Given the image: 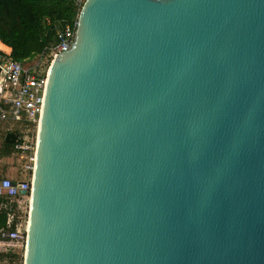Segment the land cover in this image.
I'll list each match as a JSON object with an SVG mask.
<instances>
[{"label": "water", "instance_id": "obj_1", "mask_svg": "<svg viewBox=\"0 0 264 264\" xmlns=\"http://www.w3.org/2000/svg\"><path fill=\"white\" fill-rule=\"evenodd\" d=\"M24 264H264V0H86Z\"/></svg>", "mask_w": 264, "mask_h": 264}, {"label": "built area", "instance_id": "obj_2", "mask_svg": "<svg viewBox=\"0 0 264 264\" xmlns=\"http://www.w3.org/2000/svg\"><path fill=\"white\" fill-rule=\"evenodd\" d=\"M86 0H74L77 17L73 24L57 26L55 40L27 64L14 60L12 51L0 50V123H18L19 138L12 152L27 160L20 179L0 176V211H8L7 229L1 231L0 252L23 257L27 247L37 142L45 87L56 56L74 42L80 11ZM0 129V140L5 136ZM13 182L16 184L14 185ZM16 209H13V205Z\"/></svg>", "mask_w": 264, "mask_h": 264}, {"label": "trees", "instance_id": "obj_3", "mask_svg": "<svg viewBox=\"0 0 264 264\" xmlns=\"http://www.w3.org/2000/svg\"><path fill=\"white\" fill-rule=\"evenodd\" d=\"M76 17L74 0H0V41L11 48L14 60L27 64L55 40L57 26L73 24ZM4 147L0 157H11L13 145L4 142ZM7 215L8 211H0V238L7 229ZM22 260V256L0 252V264Z\"/></svg>", "mask_w": 264, "mask_h": 264}, {"label": "rangeland", "instance_id": "obj_4", "mask_svg": "<svg viewBox=\"0 0 264 264\" xmlns=\"http://www.w3.org/2000/svg\"><path fill=\"white\" fill-rule=\"evenodd\" d=\"M1 126V130H5L7 128H12V129H17L19 124L18 123H0ZM27 164V160L21 158L18 155H12L11 159L6 160L5 162H1L0 163V169H2V167L4 168H9L11 171L10 173H4L7 177L11 178V179H20L22 177H24V175L22 174V172L24 171V166H26Z\"/></svg>", "mask_w": 264, "mask_h": 264}, {"label": "crops", "instance_id": "obj_5", "mask_svg": "<svg viewBox=\"0 0 264 264\" xmlns=\"http://www.w3.org/2000/svg\"><path fill=\"white\" fill-rule=\"evenodd\" d=\"M0 50H4V51H6V52H10V51H12L11 50V48L10 47H8V46H6L5 44H3L1 41H0ZM0 129H1V126H0ZM16 131H17V129H12V128H7V129H5V130H2L1 132L3 133V135L5 136V139H2V140H0V153L3 151V150H5L4 148V142L5 143H7L6 142V135L8 134V133H11V132H13V133H16ZM8 144V143H7ZM13 154V153H12ZM12 157V156H11ZM11 157H9V158H3V157H0V163L1 162H5L6 160H9V159H11ZM10 169L9 168H3L2 167V169H0V176H6L4 173L6 172V173H10Z\"/></svg>", "mask_w": 264, "mask_h": 264}, {"label": "bare ground", "instance_id": "obj_6", "mask_svg": "<svg viewBox=\"0 0 264 264\" xmlns=\"http://www.w3.org/2000/svg\"><path fill=\"white\" fill-rule=\"evenodd\" d=\"M39 130H40V127L38 128L37 136H36V142H37V145H38ZM30 205H31V204H30Z\"/></svg>", "mask_w": 264, "mask_h": 264}]
</instances>
